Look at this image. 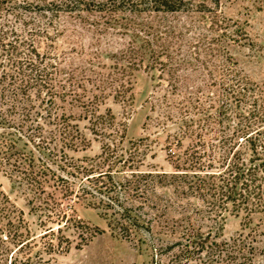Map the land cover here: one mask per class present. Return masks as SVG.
Instances as JSON below:
<instances>
[{"label": "trees", "instance_id": "obj_1", "mask_svg": "<svg viewBox=\"0 0 264 264\" xmlns=\"http://www.w3.org/2000/svg\"><path fill=\"white\" fill-rule=\"evenodd\" d=\"M17 2L0 0V14L31 10L24 0ZM89 3L83 11L104 14L108 25L117 22L115 14L123 9L140 15L187 12L192 8L187 0ZM122 30L129 37L114 54L113 71L92 82L89 104L86 107V102L82 103V111L89 114L94 134L115 136L114 116L91 107L94 101L104 95L128 100L131 96L127 93L133 90V71H160L161 81L172 84L175 90L165 100L171 111H177L180 124V131L167 143L172 159L169 172L131 170L134 166L123 160L124 154L106 170L101 165L75 168L67 152L86 145V138L73 123L71 111L86 97V76L82 85L78 83L74 73L64 72L56 58L39 51L33 40L35 28L26 31L9 27L0 15V127L15 130L0 134V173L23 189L32 214L40 221L37 229L32 228L25 213L0 186V264H51L53 255L68 253L73 243L62 233L72 230L83 236L86 232L74 204L82 200L88 206H99L92 203L89 194L103 196L99 204L105 205L110 227L121 237L130 240L132 234L143 230L150 234L147 245L152 252L151 264H256L257 253L264 252V241L259 246V230L250 227L248 233L224 240L216 227L198 223L196 216L205 217L206 213L208 219L218 221L230 212L245 214L249 223L264 219L262 97L253 84L242 81L238 72L225 66L224 74L216 78L220 108L214 114L207 113L196 104V92L177 90L181 84L187 87L189 81L177 73L179 68L198 53L194 52L197 45L189 43V52L182 57L185 45L181 29L137 23L133 27L121 25L118 32ZM212 51L209 48L206 54L212 56ZM245 104L250 107L247 114L243 110L236 114ZM45 124L51 126L49 133L44 131ZM24 138L34 142L31 148L28 144L20 147L19 141ZM45 138L58 144L46 148ZM116 147L107 142L103 154L109 156ZM59 151L63 152L62 164L49 158L58 156ZM119 164L121 170L117 169ZM76 173L82 176L78 189L73 182ZM165 190L170 192L172 204L179 207L177 217H171L177 218L172 225H164L162 220L171 207L160 199L159 192ZM166 228H171V239L163 238L168 234Z\"/></svg>", "mask_w": 264, "mask_h": 264}, {"label": "rangeland", "instance_id": "obj_2", "mask_svg": "<svg viewBox=\"0 0 264 264\" xmlns=\"http://www.w3.org/2000/svg\"><path fill=\"white\" fill-rule=\"evenodd\" d=\"M17 1L19 3L23 0ZM24 1L30 6V11L19 9L13 12L4 11L0 14L2 22L8 23L12 28L18 27L19 30L28 31L35 28L33 40L42 54L56 58L61 65L60 68L64 72L74 73L81 85L82 79L85 78L83 75L86 76L84 88L86 97L77 102L75 109L71 111L74 116L73 123L79 126L86 138V145H81L77 151L67 152L75 168L81 167L82 170V167L101 165L106 170L108 165L124 154L123 160H128V163L134 166L131 170L136 169L142 173H163L172 170L171 153L167 143L180 131V124L177 111H171V105L165 100V97L168 99L171 91L175 90L172 89V84H168L164 79L161 81L160 71L144 69L133 71V90L127 93V97L131 96L128 100L104 95L94 101L91 107L100 109L103 115L110 113L114 116V129L118 133L115 136L94 134L89 122V114L82 111V103L86 102V107L89 104L88 96L93 89L92 82L99 79L101 74L106 75L113 71L114 54L128 40L129 36L124 35L123 30L118 32L121 25L128 24L133 27L141 23L153 28L171 26L181 29L185 45L182 46V57L189 52V43L197 45V49H194V52H198L197 55H193L189 62H184L177 72L189 79L187 87L184 88L185 84H181L177 90L184 92L188 89L196 92L197 96H194L198 100L196 104L202 105L207 113L214 114L220 108L217 99L220 88L216 78L224 74L225 66L238 72L242 81L253 84L264 101V0H187L192 7L189 11L166 14L137 15L123 9L115 14L117 22L110 25L105 23L107 17L104 14L83 11L86 9V4L89 2L91 4V1L109 0ZM234 33L237 35L232 36ZM212 39L214 41L211 43ZM209 48L214 49L212 56L206 54ZM181 54L179 58L183 59ZM164 78L169 80L166 76ZM77 91L83 93L82 88H78ZM248 108L250 109L249 105L248 107L246 104L241 105L235 113L239 114L243 110L247 114ZM38 120L43 121L40 117ZM50 127L45 124L44 131L49 133ZM5 130L15 132L14 129L0 127V134ZM122 134L123 138H121ZM44 141L46 148L58 144L50 138H45ZM107 142L115 143L117 146L109 156L103 154V147ZM25 144H28L27 148H31L34 142L30 143L27 138L19 141L20 147H24ZM57 153L58 156L49 158L57 164H62L63 152ZM120 165L117 166L119 170H121ZM52 166L54 169L57 168L55 165ZM81 179L82 176L76 173L73 182L77 189L82 186ZM0 186L16 207L25 213L32 228L37 229L40 221L35 214H32L23 189L4 173H0ZM159 193L162 195L160 199L163 203L171 206L167 213L168 217L166 215L162 219L163 223L172 225L177 218L171 219V217H177L179 207L177 204H172L169 191ZM102 197L89 194L92 203L99 205L96 207L88 206L82 200L74 204L76 214L86 224V232L83 236L72 230L63 232V235L70 238L73 247L68 253L53 255L51 264H151L152 252L147 245L150 242V234L143 230L136 235L132 234L130 240L118 235V232L110 227V217L107 215L108 210L105 209V205L99 204ZM205 214V217L203 214L196 216L198 223L216 227L222 239L236 238L241 233H248L252 227L259 230L261 234L258 236L261 241L259 246H262L264 219H254L249 223L245 214L227 212L215 221L208 219ZM248 223L251 225L249 226ZM94 231L96 235L90 240L91 232L95 233ZM164 231L168 234L163 238L171 239V228H166ZM77 244L83 246L76 248ZM255 263L264 264V252L257 253Z\"/></svg>", "mask_w": 264, "mask_h": 264}]
</instances>
